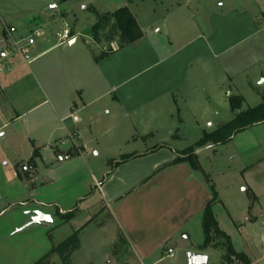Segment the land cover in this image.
Instances as JSON below:
<instances>
[{
    "label": "crops",
    "instance_id": "obj_1",
    "mask_svg": "<svg viewBox=\"0 0 264 264\" xmlns=\"http://www.w3.org/2000/svg\"><path fill=\"white\" fill-rule=\"evenodd\" d=\"M78 1L88 8L95 0ZM220 1L119 0L115 8L128 6L144 32L135 44L98 60L108 46L93 38V44L87 41L81 50L68 53L80 34L72 27L69 46L51 54L63 43L48 47L39 43L32 48L30 63L17 58L9 70L0 71V229L8 234L17 219L58 226V211H73L74 220L83 211L93 218L106 209L116 222L117 235L140 264L167 258L183 263L181 240L192 244L187 253L200 251L204 238L196 248L193 237L201 233L204 237L203 212L212 198L204 175L188 162L155 173L175 159L178 149L170 143L156 142L127 153L121 149L113 153V149L130 141H155L160 135L177 137L181 128L175 123L184 122L180 102L198 96V82L209 61L231 55L264 28L258 27L256 15L249 11H216ZM261 13L264 16V10ZM223 23L249 27L248 32L242 37L233 28L223 32ZM34 27L27 24L25 28ZM16 32L5 24L2 35L11 33L16 38ZM26 80L33 82V88H27ZM225 82L222 79L217 89L220 100ZM225 99L230 105L229 97ZM208 100L212 102L210 96ZM73 108L77 122L70 117ZM74 129L80 132L79 151L70 144L44 151L47 144ZM106 140L111 144L106 145ZM94 143L99 146L96 155H104L101 162L87 156ZM131 153L140 156L111 171L113 160ZM25 165L31 170L24 171ZM48 216L54 224L38 222ZM170 248L173 257L168 254Z\"/></svg>",
    "mask_w": 264,
    "mask_h": 264
},
{
    "label": "rangeland",
    "instance_id": "obj_2",
    "mask_svg": "<svg viewBox=\"0 0 264 264\" xmlns=\"http://www.w3.org/2000/svg\"><path fill=\"white\" fill-rule=\"evenodd\" d=\"M117 1L119 0H95L93 6L84 8L78 0H0V45L4 38L2 33L5 24L17 29L15 36L18 39L29 35L30 30L25 28L27 24L43 27L47 34L38 40L36 46L43 43L44 47L56 44L55 33L68 26L80 32L76 36L77 45L69 47L68 53L81 50V44L85 45L87 41L93 44L91 27L97 19L96 10L100 13L112 11L116 9ZM52 5H57V8L51 10ZM215 8L223 13H228L231 8L239 13L249 11L256 15L258 27L264 26V16L261 13V10H264V0H221ZM210 13L206 12L205 15ZM52 15L56 17L52 18ZM233 25L234 27L223 23L221 30L226 32L233 28L237 30L239 37L248 32L249 27L246 29L242 25ZM206 29L208 26H204V30ZM101 38L108 49L111 48V41L120 45L118 37L111 41H107L105 35ZM68 44L69 41L57 45L56 51L51 54H55L65 45L69 46ZM229 54L231 55L222 59L209 61L206 74L201 75L198 82V96L190 95L188 100L180 102L184 122L175 123L181 128L177 137L168 139L169 136L162 138L160 135L155 141L149 138L145 142L139 140L137 144L130 141L121 148L114 145L111 147H114L113 153L118 149L127 153L151 147L156 142L170 143L179 152L195 146V154L204 177L206 176L218 192L219 202L214 206V213L220 228L230 235L238 252L248 255L251 264H264V122L235 133L227 143L195 145L205 131L215 130L233 118L231 106L225 97L242 96L240 111H246L264 102V28L256 37L239 45ZM225 78V88L220 100L217 89ZM24 84L27 88L33 86V82L29 80L24 81ZM209 96L212 102L208 100ZM33 114L35 113H30V116ZM105 142H108L106 145L111 144V141ZM97 145L91 144L87 156L94 162H101L104 155H96L99 149ZM49 150L45 147L44 151ZM113 156L119 157L118 154ZM40 163V167L46 172L45 163L42 160ZM57 219L58 226L49 224L43 227V224H27L23 223V219L20 222L17 219V225L12 227L8 234L5 229H0V264H35L54 246L80 228H84L80 232V246L72 253L69 262L65 263L60 256L53 255L45 264H140L133 250L117 235L116 222L110 217L108 210L98 211L93 218L83 211L74 220H65L59 216ZM203 238V233L195 234L193 241L196 248L199 241L203 242ZM180 243L182 250L179 254L183 263L167 258L157 264H188L185 249L192 248V244H187L185 240ZM207 253L210 254L209 264H221L223 251L209 248ZM237 262L244 264L243 260Z\"/></svg>",
    "mask_w": 264,
    "mask_h": 264
},
{
    "label": "trees",
    "instance_id": "obj_3",
    "mask_svg": "<svg viewBox=\"0 0 264 264\" xmlns=\"http://www.w3.org/2000/svg\"><path fill=\"white\" fill-rule=\"evenodd\" d=\"M91 34L96 41H101L102 35H105L107 41H111L115 37H118L120 39L119 47L123 48L138 42L143 37L144 32L131 9L128 6H122L113 12L104 14L97 13L96 22L91 27ZM111 51L112 49L109 48L107 52L98 58V60L107 56ZM229 99L230 106L234 114L233 118L219 128L211 132H205L204 135L196 142V146H203L207 143H227L232 139L235 133L247 129L257 123L264 122V102L253 108H249L246 111H240L243 103V97L239 95H232ZM157 148L158 146L154 149ZM34 154H37V150ZM175 155L176 156L173 161L165 164L156 170L155 173L166 167L182 162H188L194 170L199 171L204 175L199 164L198 157L195 154V146L181 152L175 150ZM138 156H140V154L136 153L122 155L119 159L112 161L111 171L115 167ZM208 183H210L212 198L207 203L203 212L202 228L204 232V242L199 246V250L204 252L209 248L220 249L223 251L221 264H237V261L239 260H243L244 264H251L248 255L245 252H238L234 248L230 235L220 228L219 222L214 213V206L219 202L218 192L211 182L208 181ZM56 214L65 220H69L74 216L73 211L64 214L58 211ZM82 229L83 228H80L60 244L54 246L35 264H45L46 261L53 255L60 256L65 263H68L72 253L80 246V232Z\"/></svg>",
    "mask_w": 264,
    "mask_h": 264
},
{
    "label": "built area",
    "instance_id": "obj_4",
    "mask_svg": "<svg viewBox=\"0 0 264 264\" xmlns=\"http://www.w3.org/2000/svg\"><path fill=\"white\" fill-rule=\"evenodd\" d=\"M47 34L46 30L41 26H36L30 29L28 36L24 38H14L11 33L7 34L6 37L1 41L0 45V71H6L11 68V63L17 58H21L26 63H30L33 60L32 48L37 44L38 40ZM58 43H65L73 38L72 30L68 26H65L62 30L55 33ZM112 51L120 49L117 42H111ZM70 117L77 122L79 116L75 114L74 108L70 114ZM80 138V132L78 129H74L68 133V135L61 140L46 145V148L52 149L60 146L70 144L74 148H78V139ZM24 171H30L31 167L25 165ZM169 256L173 257L174 249L168 250Z\"/></svg>",
    "mask_w": 264,
    "mask_h": 264
},
{
    "label": "water",
    "instance_id": "obj_5",
    "mask_svg": "<svg viewBox=\"0 0 264 264\" xmlns=\"http://www.w3.org/2000/svg\"><path fill=\"white\" fill-rule=\"evenodd\" d=\"M57 8V5H52L51 10ZM46 221L47 223L54 224L55 221L48 217H41L38 222ZM188 264H208L209 263V254L201 251H189L187 253Z\"/></svg>",
    "mask_w": 264,
    "mask_h": 264
}]
</instances>
